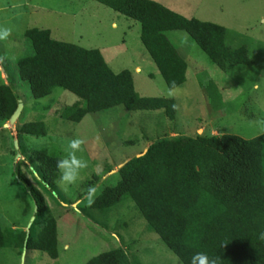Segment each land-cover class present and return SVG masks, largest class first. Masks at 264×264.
I'll return each instance as SVG.
<instances>
[{
  "label": "rangeland",
  "instance_id": "obj_1",
  "mask_svg": "<svg viewBox=\"0 0 264 264\" xmlns=\"http://www.w3.org/2000/svg\"><path fill=\"white\" fill-rule=\"evenodd\" d=\"M153 1L186 18L225 27L226 44L244 46L249 62L221 70L184 31H167L166 38L186 63L181 92L170 97L176 105L172 119L161 109L129 111L114 106L70 122L62 120L58 111L76 100L74 94L56 88L33 100L27 84L17 79L16 59L32 52L24 30L47 29L53 39L96 48L113 72L130 71L139 95L169 97L139 40V23L94 0H0V27L11 28L9 37L0 40V57H4L0 83L9 85L19 105L0 125V226L22 229L34 237L51 216L57 249L51 259L38 250L0 248V264H83L116 247L124 249L131 264H178L133 203L122 201L102 213L86 206V201H77L90 185H99L98 194L113 185L118 167L161 137L228 133L250 138L264 133V0ZM36 119L44 123V135L17 132L20 124ZM73 138L85 141L77 155L88 161V168L74 185L62 187L59 176L47 183L32 150L44 149L62 158ZM27 182L40 192L47 212L36 213Z\"/></svg>",
  "mask_w": 264,
  "mask_h": 264
},
{
  "label": "trees",
  "instance_id": "obj_2",
  "mask_svg": "<svg viewBox=\"0 0 264 264\" xmlns=\"http://www.w3.org/2000/svg\"><path fill=\"white\" fill-rule=\"evenodd\" d=\"M94 1L139 23V40L166 87L173 80L182 84L186 69L184 58L165 36L170 30L184 31L221 70L249 62L244 46L225 43L226 29L219 24L186 18L153 0ZM23 35L32 52L16 59L17 79L27 84L33 100L56 88L74 94L76 100L58 111L62 120L78 122L85 114L114 106L161 109L168 119L174 117L172 98L139 95L130 71L113 72L98 49L53 39L49 30L37 27L26 28ZM16 106L11 88L1 82L0 125ZM17 132L39 136L46 127L36 119L20 124ZM31 156L44 181L57 179L58 155L38 149ZM116 174V182L105 186L90 207L104 213L119 202L133 203L178 264H190L197 252L218 257V264H264V133L250 138L228 133L161 137L127 159ZM27 185L36 213L47 212L40 192ZM0 248L38 250L56 258L54 218L48 216L34 237L0 226ZM83 264L131 262L124 249L116 247Z\"/></svg>",
  "mask_w": 264,
  "mask_h": 264
},
{
  "label": "clouds",
  "instance_id": "obj_3",
  "mask_svg": "<svg viewBox=\"0 0 264 264\" xmlns=\"http://www.w3.org/2000/svg\"><path fill=\"white\" fill-rule=\"evenodd\" d=\"M11 34V28L0 27V40L7 39ZM4 57H0V64L3 63ZM256 89L260 88V84L255 85ZM181 92V87L175 80L167 85V95L175 97ZM85 141L81 138H73L67 141L65 148L66 155L56 162V169L60 173L58 183L62 187L74 185L80 179L81 171L88 168L89 163L87 160L78 156L77 153L81 152L82 145ZM99 191V185H90L85 192L82 200L77 203L87 202L86 206H91L95 202V198ZM264 237V234H262ZM218 257L209 256L205 252L195 253L190 260V264H218Z\"/></svg>",
  "mask_w": 264,
  "mask_h": 264
},
{
  "label": "crops",
  "instance_id": "obj_4",
  "mask_svg": "<svg viewBox=\"0 0 264 264\" xmlns=\"http://www.w3.org/2000/svg\"><path fill=\"white\" fill-rule=\"evenodd\" d=\"M225 29H226V28H225ZM226 32H227V29H226V31H225V35H224V36H226ZM224 40H225V37H224ZM225 43H226V41H225ZM134 71L139 72V67H138V66H135V67H134Z\"/></svg>",
  "mask_w": 264,
  "mask_h": 264
},
{
  "label": "water",
  "instance_id": "obj_5",
  "mask_svg": "<svg viewBox=\"0 0 264 264\" xmlns=\"http://www.w3.org/2000/svg\"><path fill=\"white\" fill-rule=\"evenodd\" d=\"M19 107V105H17V108ZM141 154V153H140ZM140 154H137V155H140Z\"/></svg>",
  "mask_w": 264,
  "mask_h": 264
}]
</instances>
